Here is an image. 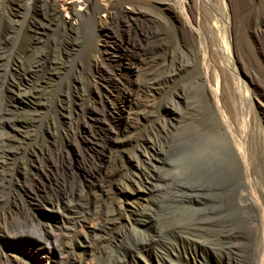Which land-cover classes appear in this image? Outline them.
Returning a JSON list of instances; mask_svg holds the SVG:
<instances>
[{"label": "rangeland", "instance_id": "rangeland-1", "mask_svg": "<svg viewBox=\"0 0 264 264\" xmlns=\"http://www.w3.org/2000/svg\"><path fill=\"white\" fill-rule=\"evenodd\" d=\"M228 1L236 17V65L248 84L247 107L257 119L253 138L257 132L259 173H249L251 191L264 212V0ZM182 6L198 13L202 23L215 25L216 34L223 36V0H0V264H71L70 251L83 254L81 264L96 261L99 250L86 234L90 224L77 226L75 236L64 241L58 229L62 210L43 203V197L64 182L80 185L104 177L108 192L99 201L119 209L118 230L124 233L113 251L140 241L161 224L190 217L167 200L155 202L162 196L141 183L137 162L129 159L133 150L121 143L127 136L143 142L155 112L192 76L191 71L181 73L152 92L136 88L152 57L136 63L133 41L151 40L162 24L170 34L153 57L162 61L176 48L183 49L191 37L181 28ZM138 13L157 17L159 23ZM132 63L139 72H130ZM123 90L134 104L123 113L128 129L118 134L114 114L122 109ZM177 153L166 160L185 168ZM164 168L160 174L165 176L169 173ZM146 210L154 216L142 217ZM43 232L50 234L49 244L37 242ZM51 235L59 247L53 248ZM164 237L163 244H141L123 263L163 264L167 258L165 264H256L246 257L245 237L230 242L228 258L198 237L195 244Z\"/></svg>", "mask_w": 264, "mask_h": 264}, {"label": "bare ground", "instance_id": "bare-ground-1", "mask_svg": "<svg viewBox=\"0 0 264 264\" xmlns=\"http://www.w3.org/2000/svg\"><path fill=\"white\" fill-rule=\"evenodd\" d=\"M223 4L227 29L221 38L216 34L215 25L202 23L198 13H188L182 6L181 28L191 37L183 49L176 48L162 61L153 57L170 34L162 24L153 30L151 40L133 41L131 46L136 63L152 57L144 64L137 89L156 91L158 85L170 83L177 75L193 72L155 112L150 128L155 139L149 132L141 143L135 136L120 141L132 148L129 159L136 160V176L141 183L149 184L162 196L155 202L167 200L176 208L190 212V217L183 222L161 224L140 241H128L113 251V244L124 240V233L118 230L119 209L108 205L109 202L99 201L100 195L108 192L104 177L96 176L80 185L64 182L43 197L45 206L62 210L63 221L58 229L64 241L72 239L77 226L90 224L91 229L86 233L89 243L99 250L93 264H125L124 257L141 244H163L165 234L192 244L196 237L201 238L225 258L231 252L230 242L245 237L249 262L264 264V212L257 196H253L249 176V173H259L257 132L253 138L257 119L251 106L247 107L248 84L236 65L233 33L236 17L229 1L223 0ZM137 16L159 23L157 17L149 14L138 13ZM136 63H132L134 67ZM134 67L130 72H139V68ZM130 72L126 73V79ZM120 101L122 109L114 114L118 134L128 129V121H122L123 113L134 104L127 90L121 91ZM176 152L184 160L185 168L166 160L167 155ZM163 166L165 173H169L165 176L160 174ZM155 179L163 184H154ZM141 213L144 218L154 216L151 210ZM49 235L43 232L37 242L49 244ZM51 237L53 248L59 247V240ZM68 260L71 264H81L84 256L70 251ZM166 260L162 259L163 264Z\"/></svg>", "mask_w": 264, "mask_h": 264}]
</instances>
